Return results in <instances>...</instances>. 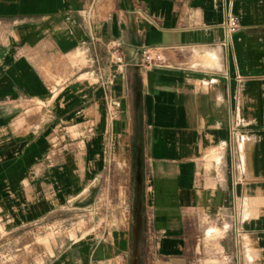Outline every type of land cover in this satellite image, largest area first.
Returning a JSON list of instances; mask_svg holds the SVG:
<instances>
[{
    "label": "crops",
    "instance_id": "obj_1",
    "mask_svg": "<svg viewBox=\"0 0 264 264\" xmlns=\"http://www.w3.org/2000/svg\"><path fill=\"white\" fill-rule=\"evenodd\" d=\"M0 264H264V0H0Z\"/></svg>",
    "mask_w": 264,
    "mask_h": 264
},
{
    "label": "rangeland",
    "instance_id": "obj_2",
    "mask_svg": "<svg viewBox=\"0 0 264 264\" xmlns=\"http://www.w3.org/2000/svg\"><path fill=\"white\" fill-rule=\"evenodd\" d=\"M105 193L91 210L67 212L68 216L61 218L59 224L43 230L42 234L40 233L33 240L39 245H43L47 249L48 255L51 256L53 245H58L61 242L60 245L64 246L62 240L65 234L68 235L72 243H76L79 240L91 238L104 229H114L118 224V213L122 214L126 208V203L123 202V189L119 187L117 190L110 186Z\"/></svg>",
    "mask_w": 264,
    "mask_h": 264
},
{
    "label": "built area",
    "instance_id": "obj_3",
    "mask_svg": "<svg viewBox=\"0 0 264 264\" xmlns=\"http://www.w3.org/2000/svg\"><path fill=\"white\" fill-rule=\"evenodd\" d=\"M223 27L226 31V35L230 36L231 34L235 33L238 30L239 25L235 17L229 16L227 17ZM113 62L114 64L116 63V64H119L120 66H125V64L123 65L121 63V60L118 58L115 59ZM142 63H143V67L145 70H150L152 68H155L159 63H161V61H160V58L158 57H152L150 55H146V56H143ZM120 108H121V105L119 101L110 100L108 102L107 109H108L109 118L111 120H114L118 117Z\"/></svg>",
    "mask_w": 264,
    "mask_h": 264
}]
</instances>
